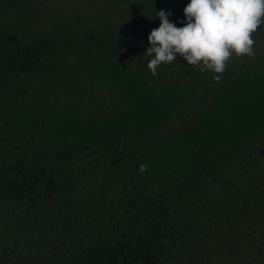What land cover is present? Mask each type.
<instances>
[{"label":"trees","instance_id":"1","mask_svg":"<svg viewBox=\"0 0 264 264\" xmlns=\"http://www.w3.org/2000/svg\"><path fill=\"white\" fill-rule=\"evenodd\" d=\"M187 2L0 0L1 207L33 197L47 230L113 226L173 264H264V23L221 73L177 54L153 75L154 13L180 26Z\"/></svg>","mask_w":264,"mask_h":264},{"label":"clouds","instance_id":"2","mask_svg":"<svg viewBox=\"0 0 264 264\" xmlns=\"http://www.w3.org/2000/svg\"><path fill=\"white\" fill-rule=\"evenodd\" d=\"M183 13L180 26L168 18L170 10L154 13L159 25L148 32L145 48L153 75L162 63H173L177 54L187 64L213 73H221L231 55L251 54L252 33L264 23V0H188Z\"/></svg>","mask_w":264,"mask_h":264},{"label":"flooded vegetation","instance_id":"3","mask_svg":"<svg viewBox=\"0 0 264 264\" xmlns=\"http://www.w3.org/2000/svg\"><path fill=\"white\" fill-rule=\"evenodd\" d=\"M32 202L30 197L25 208L0 206V264H173L145 242L128 237L130 232L119 234L113 226L67 230L66 218L56 215L63 221L59 230H47ZM19 212L26 213L25 223L19 222L24 218Z\"/></svg>","mask_w":264,"mask_h":264}]
</instances>
